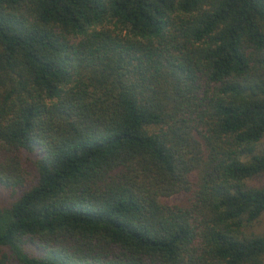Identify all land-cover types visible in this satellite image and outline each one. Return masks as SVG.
<instances>
[{
	"label": "trees",
	"instance_id": "trees-1",
	"mask_svg": "<svg viewBox=\"0 0 264 264\" xmlns=\"http://www.w3.org/2000/svg\"><path fill=\"white\" fill-rule=\"evenodd\" d=\"M263 133L264 0H0V264H264Z\"/></svg>",
	"mask_w": 264,
	"mask_h": 264
},
{
	"label": "rangeland",
	"instance_id": "rangeland-1",
	"mask_svg": "<svg viewBox=\"0 0 264 264\" xmlns=\"http://www.w3.org/2000/svg\"><path fill=\"white\" fill-rule=\"evenodd\" d=\"M258 148L264 150V133H263V135H262V137L258 143ZM261 182H264V177H263V180H261ZM9 199L10 198L8 196V193L0 187V207L6 205L9 201ZM168 199L171 201H174L177 198L172 196V197H169ZM253 229H255L257 231L264 230V212L254 222Z\"/></svg>",
	"mask_w": 264,
	"mask_h": 264
}]
</instances>
